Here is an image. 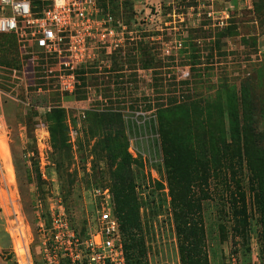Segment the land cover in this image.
<instances>
[{"label":"rangeland","instance_id":"rangeland-1","mask_svg":"<svg viewBox=\"0 0 264 264\" xmlns=\"http://www.w3.org/2000/svg\"><path fill=\"white\" fill-rule=\"evenodd\" d=\"M165 5L79 69L71 94L56 60L0 35V264H25L5 187L31 264H42L51 214L60 207L84 233L101 190L113 207L118 192L135 200L144 252L131 264H181L164 148L206 156L213 170L206 190L195 172L186 179L208 264L255 253L264 264V0Z\"/></svg>","mask_w":264,"mask_h":264},{"label":"built area","instance_id":"built-area-1","mask_svg":"<svg viewBox=\"0 0 264 264\" xmlns=\"http://www.w3.org/2000/svg\"><path fill=\"white\" fill-rule=\"evenodd\" d=\"M117 2L118 17L109 12V0H0V35L13 36L19 43H28L56 60L59 90L71 94L79 84V69L95 61L100 51L110 55L121 48L135 32L132 28L139 22L148 26L146 23H152L161 15L163 6H167L166 0H130L132 14L130 23L126 24L122 16L123 0ZM102 5L108 11L105 12ZM10 21H14V26ZM25 47L22 45L23 50ZM168 52L166 50V54ZM185 76L187 73L180 77ZM5 189L19 240L18 249L24 251L25 264H31L14 201ZM96 195L103 203L94 210L82 235L71 226L60 207L51 214V239L43 249L42 264H126L111 197L107 190L98 191ZM257 256V253L251 256V264H259ZM228 264L238 263L230 256Z\"/></svg>","mask_w":264,"mask_h":264},{"label":"trees","instance_id":"trees-1","mask_svg":"<svg viewBox=\"0 0 264 264\" xmlns=\"http://www.w3.org/2000/svg\"><path fill=\"white\" fill-rule=\"evenodd\" d=\"M102 7L105 8L104 5H102ZM124 8L129 9L127 14L131 16L132 5L130 0H123V14ZM108 10L113 16H119L117 0H109ZM108 10L106 8L104 9L105 12ZM122 16L124 18V15ZM125 19L126 18H124V20ZM1 57V64H4V66L8 65L5 55ZM106 138L109 140L110 136ZM241 150L243 153L245 152V147L243 145ZM164 154L168 193L171 201L172 219L177 238L180 263L208 264V258L203 246V230L201 229L198 219L200 204H198L194 198L192 192L193 186L191 187L186 184V179L190 178V173L192 171L195 172L199 175L197 179L198 186L206 190L207 186L209 187V178L213 177V170L208 166L206 156H195L181 149L171 151L165 148ZM114 212L120 225L126 264H131L129 260L133 252L139 254L138 257L137 254L135 257L139 262L140 260L137 258L144 252V249L142 239L135 233L139 230L140 225L134 198L128 197L127 194L123 192H118L114 199ZM79 232L80 235L83 234L82 230Z\"/></svg>","mask_w":264,"mask_h":264},{"label":"crops","instance_id":"crops-1","mask_svg":"<svg viewBox=\"0 0 264 264\" xmlns=\"http://www.w3.org/2000/svg\"><path fill=\"white\" fill-rule=\"evenodd\" d=\"M259 45L264 49V34H262L259 38Z\"/></svg>","mask_w":264,"mask_h":264},{"label":"clouds","instance_id":"clouds-1","mask_svg":"<svg viewBox=\"0 0 264 264\" xmlns=\"http://www.w3.org/2000/svg\"><path fill=\"white\" fill-rule=\"evenodd\" d=\"M25 11H27V7L25 6ZM9 23H11L14 26V21H10Z\"/></svg>","mask_w":264,"mask_h":264}]
</instances>
